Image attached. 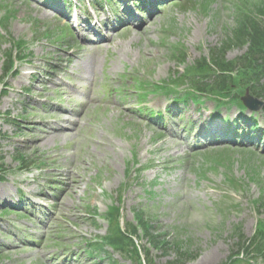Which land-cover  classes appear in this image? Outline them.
Returning <instances> with one entry per match:
<instances>
[{"label":"rangeland","instance_id":"1","mask_svg":"<svg viewBox=\"0 0 264 264\" xmlns=\"http://www.w3.org/2000/svg\"><path fill=\"white\" fill-rule=\"evenodd\" d=\"M180 1L134 20L119 17V25L108 28L100 0H92L102 22L98 34L81 29L74 34L71 17L84 20L89 1L72 0L70 13L47 0H0V34L27 44L32 53L17 65L16 75L2 80L7 86L0 97L2 264H132L116 253H84L87 244L104 236V216L117 204L124 223H134L138 213L170 241H188L194 258L186 264H223L234 228L251 238L257 221L264 223V209L256 211L264 198V145L258 139L209 144L199 134L206 112L194 104L171 108L181 113L158 125L139 111L162 112L172 106V95L145 91L139 99L127 75L170 85L173 74L207 55L233 25L228 9L233 0H212L206 12L203 6L174 9ZM49 34L63 41L50 40ZM10 42L1 43L3 50ZM176 43L188 53L181 67L170 59ZM244 52L233 49L227 58ZM1 66L2 55L0 79ZM124 85L131 88L126 96ZM214 104L208 101L207 110L215 111ZM60 109L69 113L59 117ZM235 113L221 108L222 116ZM255 115L264 126V105ZM54 125L62 132L46 135ZM215 153L216 160L203 158ZM201 164L207 170L200 175ZM225 167L247 184L230 198L220 190L227 188ZM152 256L154 264L172 259L159 252Z\"/></svg>","mask_w":264,"mask_h":264},{"label":"trees","instance_id":"2","mask_svg":"<svg viewBox=\"0 0 264 264\" xmlns=\"http://www.w3.org/2000/svg\"><path fill=\"white\" fill-rule=\"evenodd\" d=\"M234 25L227 29L225 38L221 44L210 50L209 59L202 58L197 60L195 66L186 71V78L189 80L191 90L185 92L179 98L181 101L193 100L191 93H202L215 96L218 100L226 99V94L235 84L238 74L240 83H244L246 87L254 84L259 86L260 81L264 78V0H241L233 11ZM246 47L243 56L235 60H227V51L233 48ZM178 51V49H175ZM177 63H183L186 56L184 51L173 53ZM8 67L6 72L12 71V52L6 56ZM183 82V78H177L176 85ZM252 87V88H255ZM228 99V98H227ZM116 213V210H114ZM111 215H114L112 213ZM142 220L139 226L142 228ZM144 234L147 240L153 246L154 250L160 251L162 255H166L173 251V260L168 264H183L190 254L189 248L183 244L169 243L166 239H162L160 235L155 236L147 232L144 228ZM137 236V229L128 232H119L118 228L113 227L108 234L106 241L110 245H114L116 251L124 257L129 253L135 258H139L141 251L136 249L133 237ZM235 244L232 250L234 255L242 256L253 254L256 258H264V227L258 225L253 239H246L240 229L235 230ZM232 255L229 259H233ZM143 256L146 264H152L150 252L143 249ZM235 262H241L238 258Z\"/></svg>","mask_w":264,"mask_h":264},{"label":"bare ground","instance_id":"3","mask_svg":"<svg viewBox=\"0 0 264 264\" xmlns=\"http://www.w3.org/2000/svg\"><path fill=\"white\" fill-rule=\"evenodd\" d=\"M69 113V110H66V109H60V111L58 112V115H59V117H60V115H65V114H68ZM66 120V119H65ZM67 121V120H66ZM60 132H62V130H61V128L60 127H58V126H56V125H54V126H52V127H50L49 129H48V132L46 133V135H48V134H56V133H60Z\"/></svg>","mask_w":264,"mask_h":264},{"label":"water","instance_id":"4","mask_svg":"<svg viewBox=\"0 0 264 264\" xmlns=\"http://www.w3.org/2000/svg\"><path fill=\"white\" fill-rule=\"evenodd\" d=\"M246 103V105H248L249 107L251 106V104L249 103V102H245Z\"/></svg>","mask_w":264,"mask_h":264}]
</instances>
